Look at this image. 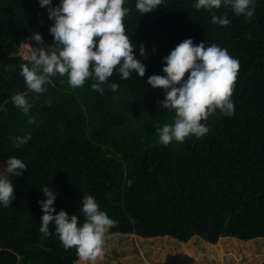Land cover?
<instances>
[{"label":"trees","instance_id":"obj_1","mask_svg":"<svg viewBox=\"0 0 264 264\" xmlns=\"http://www.w3.org/2000/svg\"><path fill=\"white\" fill-rule=\"evenodd\" d=\"M135 3L124 5V30L133 55L146 65L143 77L124 81L114 72L101 94L91 78L72 88L57 75L37 94L20 75L26 61L17 49L27 40L36 46L30 39L35 32L44 45L53 43V21L39 0H0V171L9 157L27 165L21 175L9 176L15 198L0 206V264H79L75 249H66L54 234V222L47 238L39 231L43 186L57 192L55 211L77 215L80 225L85 194L97 201L116 222L105 251L115 246L109 240L127 238L129 245L134 237L230 244L248 256L264 247V0H256L250 19L223 6L214 10L228 17V26L211 23V14L195 9L194 0H164L143 16ZM187 38L216 44L238 59L235 111L229 117L217 109L205 136L164 146L156 129L172 123L175 113L160 108L165 92L147 79L164 75L162 58ZM109 84L119 91L113 94ZM19 92L32 104L28 114L11 100ZM29 117L36 123L29 124ZM29 133L26 144L14 143Z\"/></svg>","mask_w":264,"mask_h":264},{"label":"clouds","instance_id":"obj_2","mask_svg":"<svg viewBox=\"0 0 264 264\" xmlns=\"http://www.w3.org/2000/svg\"><path fill=\"white\" fill-rule=\"evenodd\" d=\"M127 0H39L41 7L47 6L48 18L53 21L49 32L53 43L44 46L42 35L35 32L30 39L36 46H29L20 75L29 91L41 94L45 85L57 75L67 77L70 87H82L91 78L92 89L103 94V85L114 72L124 81L133 74L143 77L146 65L133 55L132 42L125 35L124 19L129 11L124 5ZM164 0H136L135 9L141 15L151 14ZM256 0H194L193 7L211 14V23L228 26L226 15L217 16L214 10L230 8L234 15L250 19ZM139 55L145 51L140 48ZM164 75L152 74L147 84L164 90L160 108L174 112L172 123L158 126L159 143L167 146L173 140L183 143L186 138L205 136L209 128L206 121L217 109L222 115L234 114L232 95L238 74L239 61L228 51L216 44L205 46L204 42L194 44L192 38L178 43L168 55L162 58ZM187 73V76L185 75ZM113 94L119 91L116 84L108 85ZM13 104L28 114L32 104L23 92L12 95ZM29 124L36 120L29 117ZM31 135L17 136L14 143L26 144ZM27 165L17 157H9L3 171H0V206L8 207L14 197V185L9 176L21 175ZM46 199L38 201L42 210L39 231L47 238L53 232L49 229L54 222L56 234L66 249H75L79 264H98L104 256L105 239L115 221L99 209L97 201L85 194L80 213L84 223L80 225L77 215H69L61 209L56 212L54 201L56 190L41 187Z\"/></svg>","mask_w":264,"mask_h":264},{"label":"rangeland","instance_id":"obj_3","mask_svg":"<svg viewBox=\"0 0 264 264\" xmlns=\"http://www.w3.org/2000/svg\"><path fill=\"white\" fill-rule=\"evenodd\" d=\"M29 44L31 45L30 41ZM23 48L30 50L26 43ZM127 240V238L109 240L110 242L115 241V246H110L108 251L104 249V256L98 264H259L263 261L262 255H264V247L256 253L257 256L253 252V256H248L241 253L237 247V251H233V246L230 244L213 247L202 244L197 239H194L195 242L191 245L171 240L164 241L159 238L143 240L136 237L133 238V244L131 240L132 245H128L124 243ZM255 245L262 246L260 242H256ZM220 248L221 251H219Z\"/></svg>","mask_w":264,"mask_h":264},{"label":"built area","instance_id":"obj_4","mask_svg":"<svg viewBox=\"0 0 264 264\" xmlns=\"http://www.w3.org/2000/svg\"><path fill=\"white\" fill-rule=\"evenodd\" d=\"M25 43H29V41L27 40V41H25V42H22V43L19 45L18 49H17V54H19V55L22 56L23 58H25L26 54H27L28 51H29V50H27V49L24 50L23 45H24Z\"/></svg>","mask_w":264,"mask_h":264}]
</instances>
